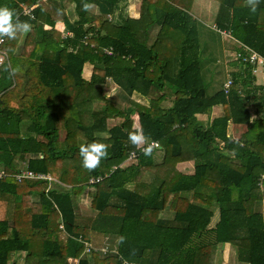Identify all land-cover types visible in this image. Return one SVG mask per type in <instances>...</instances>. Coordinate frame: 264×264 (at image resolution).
Segmentation results:
<instances>
[{
	"label": "trees",
	"instance_id": "1",
	"mask_svg": "<svg viewBox=\"0 0 264 264\" xmlns=\"http://www.w3.org/2000/svg\"><path fill=\"white\" fill-rule=\"evenodd\" d=\"M129 1L0 0L31 25L0 44V264H215L225 246L264 264V0L255 12L214 0L211 26L232 32L240 57L192 0H140L137 17ZM140 129L157 143L151 156L128 141ZM94 141L108 157L88 171L79 148ZM21 168L52 179L18 181Z\"/></svg>",
	"mask_w": 264,
	"mask_h": 264
},
{
	"label": "clouds",
	"instance_id": "2",
	"mask_svg": "<svg viewBox=\"0 0 264 264\" xmlns=\"http://www.w3.org/2000/svg\"><path fill=\"white\" fill-rule=\"evenodd\" d=\"M259 2L260 0H245L246 5L252 12L256 11ZM84 7L87 10L89 6L85 5ZM30 30L31 25L20 21L13 10L0 6V41L4 38L15 39L18 34H26ZM17 71L18 69H12L10 75H15ZM128 141L143 155L151 156L155 142L149 143L142 129L129 132ZM79 156L81 157L82 167L88 171H93L100 166L103 159L108 157V145L97 141L81 144ZM124 239V237H120V242L122 243Z\"/></svg>",
	"mask_w": 264,
	"mask_h": 264
},
{
	"label": "rangeland",
	"instance_id": "3",
	"mask_svg": "<svg viewBox=\"0 0 264 264\" xmlns=\"http://www.w3.org/2000/svg\"><path fill=\"white\" fill-rule=\"evenodd\" d=\"M137 8H138L137 9V11H138L139 7H137ZM217 8H218V4L214 0H192L191 3H190L191 13L196 17V19L200 23H203L205 25V27L208 28V29H211V24H212V21H213V17L215 15L216 11H217ZM61 28L59 26L60 30H61ZM220 41H222V45H224L225 41H226L225 45H228V44L231 45V49H230L231 53H233V54H239L240 53V51H239V49L237 47V46L240 45V42H239V40L237 38L234 37V43L232 41L229 42L230 40L228 41L227 39H225V41L220 39ZM214 47H215L214 50L215 51L218 50V53H215L216 57L213 59L212 65H210L212 74L216 73V71H217L216 67L220 66V64H219L220 63V45L218 47V45L214 42ZM204 55H205V53L202 54V58H203ZM224 58L225 59H230V57L228 55H226ZM215 59L217 60L216 63H215ZM226 63H227L226 68L229 67V66L235 65L233 60H229ZM259 68H260V66H259ZM226 73H227V71H226ZM226 76H227V74H226ZM257 77H258V79L260 81L263 80L262 71L259 72ZM217 78H220V81H224L225 80V73L221 71L220 76H218ZM105 90H106L107 95H109V94L113 93V91H115L114 87H112L110 85H108V87H106ZM199 117H203L204 118V116H199ZM180 169H183V167L182 168L180 167ZM184 169L187 170L188 168H184ZM170 170L171 169H166V168L158 169V174L161 175V176H165L166 177V175L170 173ZM87 203L88 202H85V201L81 202L80 205H82V206H80L79 209L81 207L83 208V206H86ZM82 208L80 209V211H82V213H84L86 215H90L91 214V211H90L89 208H88V211L85 208L84 209H82ZM262 208H263V213H264V203L262 205ZM220 216H222L221 213H220ZM221 220H222V218H221ZM222 223H223V221H222ZM220 228H221L220 229V234L223 233L222 241L224 240V243H227V242H225V239H223L224 235H225V227L222 228V225L220 224ZM223 250H224L223 258H220V247H218V250L215 253V264H240V263H237L235 260H233L231 258V252H230V249L228 247L225 246L223 248Z\"/></svg>",
	"mask_w": 264,
	"mask_h": 264
},
{
	"label": "built area",
	"instance_id": "4",
	"mask_svg": "<svg viewBox=\"0 0 264 264\" xmlns=\"http://www.w3.org/2000/svg\"><path fill=\"white\" fill-rule=\"evenodd\" d=\"M30 10H31V7L29 8H26L24 7L23 8V13L24 14H29L30 13ZM211 28H213L214 30H216L217 32L220 33V35L223 37V39H227L229 42H233L234 43V37L232 36L231 34V31L229 29H221V28H218L216 25H212ZM3 41V40H2ZM2 41H0V44L2 43ZM245 49H248L246 46H244ZM250 54H249V61L250 62H254V61H258V63H262L263 62V58L260 57L256 52H254L253 50H250ZM104 52L106 53H110V50L109 49H104ZM238 57L241 56V54H237ZM4 60H7V56H6V53L4 51H2L0 49V65L2 64V62ZM242 60L245 61V58L242 57ZM230 83V81L228 80L227 81V84ZM157 143H154L153 144V147L156 146ZM7 173H5L4 171H0V177L2 176H5ZM13 175V174H12ZM14 178H16V180H21V179H24V178H27V179H47V180H51V176L48 175V174H44V173H38V172H34L33 170H30V169H21L19 172L17 173H14L13 175ZM103 179V176H98L96 178H92L89 180L90 183H97L99 181H101ZM60 228H62V226H60ZM91 250H98L97 248H93L91 246V244H89L88 242H85V246H84V249H83V252H89ZM78 260V258L76 259V261Z\"/></svg>",
	"mask_w": 264,
	"mask_h": 264
},
{
	"label": "crops",
	"instance_id": "5",
	"mask_svg": "<svg viewBox=\"0 0 264 264\" xmlns=\"http://www.w3.org/2000/svg\"><path fill=\"white\" fill-rule=\"evenodd\" d=\"M133 2V3H132ZM139 2H140V0H130L129 1V3H128V8H127V10H128V14L130 15V16H132V17H137L138 16V11H137V7H139ZM221 36V35H220ZM225 40V39H224ZM225 43L226 42H224V51L223 52H225V51H228L227 49H226V45H225ZM224 56H226L225 54H224ZM262 68L263 67H261L260 66V68L258 69V71L260 72V71H262ZM227 73H230V71H228ZM258 81L259 82H261L259 79H258ZM258 82V83H259ZM220 108V109H219ZM222 115L223 114V110H222V108L221 107H219V106H217V107H214L213 109H212V112H211V116L213 117V116H217V115ZM229 132L230 133H233V126L230 124L229 125ZM235 134V133H234ZM233 134V135H234ZM236 135V134H235ZM25 168V167H24ZM21 169H23V168H21ZM87 195H89L88 194V192H86L85 193V195H84V197H87ZM82 200L83 201H86L87 199L86 198H84L83 199V197H82ZM220 218H222V216H220ZM224 227V223H222V228ZM221 229V228H220ZM43 232H39V231H35V233H34V238L30 241V243H29V251L31 252V253H34V254H39L40 253V251H41V244H42V239H43ZM227 245L229 246V244L227 243ZM230 247V246H229ZM224 248V247H223ZM224 253V250L222 249V251L220 250V258H223V254ZM221 261V260H220ZM19 263L20 264H22V262L21 261H19Z\"/></svg>",
	"mask_w": 264,
	"mask_h": 264
},
{
	"label": "bare ground",
	"instance_id": "6",
	"mask_svg": "<svg viewBox=\"0 0 264 264\" xmlns=\"http://www.w3.org/2000/svg\"><path fill=\"white\" fill-rule=\"evenodd\" d=\"M261 67H262V65H261ZM258 69H259V67H258Z\"/></svg>",
	"mask_w": 264,
	"mask_h": 264
}]
</instances>
